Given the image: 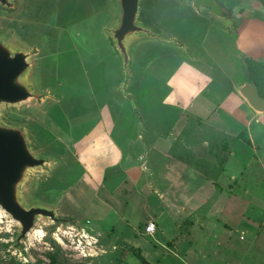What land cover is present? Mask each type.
Instances as JSON below:
<instances>
[{
  "label": "rangeland",
  "instance_id": "1",
  "mask_svg": "<svg viewBox=\"0 0 264 264\" xmlns=\"http://www.w3.org/2000/svg\"><path fill=\"white\" fill-rule=\"evenodd\" d=\"M12 1L0 40L31 53L34 97L2 104L0 122L48 159L19 193L79 226L41 218L42 235L16 251L18 226L0 209V264H141L134 251L150 264H264V148L237 91L252 78L264 91V0H216L222 17L193 0H143L138 19L160 37L131 41L126 92L110 34L117 0ZM173 77L199 94L168 102ZM102 114L120 116L113 165L99 163Z\"/></svg>",
  "mask_w": 264,
  "mask_h": 264
},
{
  "label": "water",
  "instance_id": "2",
  "mask_svg": "<svg viewBox=\"0 0 264 264\" xmlns=\"http://www.w3.org/2000/svg\"><path fill=\"white\" fill-rule=\"evenodd\" d=\"M143 0H117V21L110 28L111 41L121 59L125 88L131 78V41L136 37L158 38L160 35L140 21V6ZM12 0H0V6L11 8ZM196 10L208 7L222 17L220 4L216 0H193ZM232 21L226 19V26ZM0 40V108L2 104H17L34 97L29 82L31 53ZM239 93L256 112H264V97L260 96L254 81L244 83ZM47 158L34 155L24 131L20 127L0 122V209L8 214L18 226L12 249L18 251L41 218H47L54 227L62 223L79 226L77 221L58 214L57 207L45 204L24 203L20 196V185L29 169L43 167Z\"/></svg>",
  "mask_w": 264,
  "mask_h": 264
},
{
  "label": "crops",
  "instance_id": "3",
  "mask_svg": "<svg viewBox=\"0 0 264 264\" xmlns=\"http://www.w3.org/2000/svg\"><path fill=\"white\" fill-rule=\"evenodd\" d=\"M232 22L230 24H232ZM169 82L173 86L172 93L170 95H168V97H167V101L170 103H176L179 105H184V104L186 105L187 104L186 99L189 100L192 95L197 96L199 94L200 87H198L197 85H194L193 83L189 82L188 80H186L182 77H173L172 79H170ZM242 85H240L238 87V89ZM238 89H237V91L239 93ZM239 95L244 100V102L249 106V108H251L254 111V114H255L254 115L255 117H253L254 120H253V118H250L247 122V125H248V131H249L250 138H252V142H255V144L257 146V150H260L261 146L264 148V123H261V117L264 116V112H262V113L256 112L252 107H250V105L248 104L246 99L240 93H239ZM198 101H200V99H198ZM193 105H194V103H193ZM119 121H120V116L115 118V119H111V117H109L105 114H102V116H100L98 118V126H97L98 128L96 127L95 130L97 131L96 135H97L99 142H100L99 146H100V152L102 154L101 158L99 160V163H104L107 165H113L114 162L116 163V161H118L120 156H121V153H122L120 150V144L121 143L118 140V137H117L118 134L115 135V133H116V131H115L116 127L115 126H116V123ZM253 121L255 122V125H252ZM132 123H133V117H132L131 124L130 125L128 124V126L126 128L127 130L125 129V126H123L124 131H125L124 136L126 135L127 131L129 132V129H130L129 127L132 126ZM251 128H253V129H251ZM251 130H253L254 136H252ZM241 131H242V129L239 130V132H241ZM201 136L203 137V135H201ZM106 139H108V142H106ZM229 161H230V158L226 161L225 164L229 165ZM99 207L102 210H109L108 205H106V207L103 205L99 206ZM140 253L143 256L142 251ZM143 257L146 258L145 256H143Z\"/></svg>",
  "mask_w": 264,
  "mask_h": 264
},
{
  "label": "trees",
  "instance_id": "4",
  "mask_svg": "<svg viewBox=\"0 0 264 264\" xmlns=\"http://www.w3.org/2000/svg\"><path fill=\"white\" fill-rule=\"evenodd\" d=\"M255 63V62H254ZM256 65H258L257 64V62L255 63ZM251 81H254L255 82V85H256V87H257V89H258V92H259V94H260V96H262V97H264V91L262 90V87H261V85H260V83H258L254 78H252V80ZM250 81V82H251ZM134 253L138 256V258L140 259V261H141V264H150L142 255H141V253L140 252H136V251H134Z\"/></svg>",
  "mask_w": 264,
  "mask_h": 264
},
{
  "label": "built area",
  "instance_id": "5",
  "mask_svg": "<svg viewBox=\"0 0 264 264\" xmlns=\"http://www.w3.org/2000/svg\"><path fill=\"white\" fill-rule=\"evenodd\" d=\"M155 229V224L153 222H148L146 227H145V230L147 233H152Z\"/></svg>",
  "mask_w": 264,
  "mask_h": 264
},
{
  "label": "bare ground",
  "instance_id": "6",
  "mask_svg": "<svg viewBox=\"0 0 264 264\" xmlns=\"http://www.w3.org/2000/svg\"><path fill=\"white\" fill-rule=\"evenodd\" d=\"M37 234V235H42V231H40V230H38V229H35L34 231H33V233H32V236L34 235V234Z\"/></svg>",
  "mask_w": 264,
  "mask_h": 264
}]
</instances>
